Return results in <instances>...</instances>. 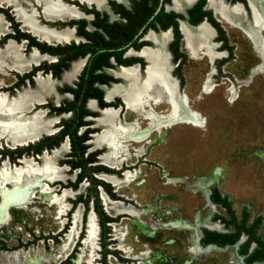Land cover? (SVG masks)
Returning <instances> with one entry per match:
<instances>
[{
    "label": "flooded vegetation",
    "instance_id": "flooded-vegetation-1",
    "mask_svg": "<svg viewBox=\"0 0 264 264\" xmlns=\"http://www.w3.org/2000/svg\"><path fill=\"white\" fill-rule=\"evenodd\" d=\"M24 1L22 5L26 6L27 2ZM57 1L62 7L70 8L73 11L72 15L60 14L52 19L44 16L41 5L37 2H32V7L34 5L39 6L35 12V21L41 29L54 35L65 30L70 34V37L63 39V41L39 38L17 19L12 5L0 4V21L2 22L0 26V95L4 96L7 101L14 100L24 91L34 92L37 89L38 79H46L50 82L51 91L32 100L21 117L32 118L33 114H39L40 118L55 119L51 123V127L44 124L47 129L37 132V136L32 140L23 142V144L17 143L12 148L8 145L5 148L0 147V166L7 162L9 168H16L17 170L24 165L26 159L31 166L38 168L42 164L44 155L50 156L54 150L66 143L67 149L60 153L53 162L57 169H61L65 176L64 179L56 178L52 180L53 182L50 180L43 181L57 195L65 191L70 192L64 198L65 209L61 214L64 216L65 222L60 232L64 233L70 227V230H74L73 236L77 235L71 252L80 246L81 248H88L84 243L87 220L92 213L97 226L94 249L100 255L99 263L110 264L107 259L110 255L120 263L129 262L130 259L123 257L116 247H110L115 242L114 239H111V234L114 235V225L124 217H130L133 224L139 227L143 226L142 221L138 216L131 213L108 211L103 197L105 196L110 202L119 203L123 207H131L143 214L151 211L161 212L154 202H150L151 204L140 203L133 199V195L136 196V194L132 192L129 195L117 193L119 188L115 187L105 176H114L121 180L124 178L125 172L130 171L133 172L134 176L122 186L130 183L138 186L144 185L146 180L140 177L142 172L138 168L141 165L158 169L162 167L156 159L150 157L152 154L150 149L155 143L162 142L161 138L166 134L164 128L172 124L162 125L159 128L152 125L142 140H124V155H119V158L116 159L118 160L117 163L114 160L109 163L104 160L105 155L109 152L107 146H95L98 145L95 143V138L102 130V124H98L102 111L108 109L114 112V117L118 123L135 122L141 131L148 128L150 117L160 119L156 117L165 115L168 111L164 112V110H155L154 108L156 104L159 105L163 101L167 102L164 96L157 97L147 94L142 96L138 106L128 107L121 96L107 97L106 91L114 86H121L123 80L125 81L121 73L125 69H133L138 77L139 75L145 76L148 61L142 52L155 49L153 36L165 35L162 48L170 67V76H168L174 81L178 94L183 93L182 67L187 59V54H190L185 45L182 29L187 27L194 30L200 26L207 27L208 31L211 32L212 30L213 32L210 39L213 48L221 53L226 51L227 56H232L236 47H233V44L229 42V38L243 36L250 40L253 48L254 45L250 35L232 19H225L218 11V7L236 8L247 23L253 22V11L249 0H101L99 6L92 0ZM258 11L262 21L260 26L257 25L258 27L255 28L264 38V9L259 8ZM7 14L11 15L13 19H10ZM214 21L222 28L221 31ZM225 23L233 29L230 34L224 26ZM8 44L16 45L23 58H27L33 53L35 59L24 64L22 70L15 68L13 55L5 53ZM181 53L186 55L184 62ZM199 54L203 53L200 52ZM73 63H77L78 67L71 73ZM143 120L145 123L141 125ZM124 137L126 136L124 135ZM132 142L139 144L133 145ZM117 149L118 147H116V152ZM119 149L121 150V148ZM6 150L13 151V158L2 154ZM167 174V172L159 170L158 177L164 178ZM216 175L217 172L215 171L214 176ZM45 178L43 177L42 180ZM166 179V181H179L176 178L173 180L172 178ZM220 179H215L208 184L207 199L213 206L221 207L223 212H213L214 209L210 207V212L207 215L210 222L218 223L221 229L198 225L200 234L197 244L195 233L191 235L192 239L190 237L188 240L189 245L187 246L190 255L192 257L204 256L212 250L226 251L232 247L234 249L233 263L234 260L238 259H240L241 264L264 263V258L262 260L254 258L251 262L247 260L256 251L258 245L255 241L248 244L245 253L241 252L248 239V234L245 232H241L233 242L225 241L223 244L211 238L212 233L209 234V232L234 234L237 228L236 223L243 220L244 214V207L240 210V214H237L233 209L236 219L231 221L228 209L212 200L213 188L219 191ZM41 181V185H35L31 189L42 186ZM193 187L196 189L195 185ZM219 193L222 196H227L220 191ZM39 202L48 205L54 204L40 196L37 190H34L33 195L25 203L9 207L8 217L0 222V228L10 220L11 208L36 212L47 208V206L36 207L35 204ZM176 209L179 208L173 207L172 211H176ZM75 212L78 214L76 220L74 219ZM197 215L200 216L199 213H196ZM196 216L194 223H186L192 225L191 227L184 225V223L183 226L182 224L179 225L180 221L173 220L160 225L191 229L196 225ZM199 218L201 219V217ZM258 218L262 222L261 216L251 220L248 216V224ZM138 221L141 223L140 225ZM174 222L177 224H170ZM260 226L261 223L257 227V235H259ZM114 238L117 239V236L114 235ZM194 241L197 248L207 249L206 252L203 251L198 255L192 254L189 247H192ZM106 249L109 252L105 253ZM25 254L28 256L39 255V258L37 261L26 262ZM256 256L257 254H255ZM11 257L18 261L11 262ZM181 257H183L182 254H179L178 259ZM42 260V255L35 248L0 250V264H42ZM166 262H168L167 258L164 260V263Z\"/></svg>",
    "mask_w": 264,
    "mask_h": 264
},
{
    "label": "rangeland",
    "instance_id": "rangeland-1",
    "mask_svg": "<svg viewBox=\"0 0 264 264\" xmlns=\"http://www.w3.org/2000/svg\"><path fill=\"white\" fill-rule=\"evenodd\" d=\"M19 2L21 5L24 4L23 0H19ZM0 4L8 5L5 2H0ZM26 6L23 7L29 8L28 3ZM33 7L37 12L39 6L34 5ZM224 26L229 34L233 31L228 24L225 23ZM209 33L211 34H209L206 43L199 41L198 47L195 49L186 47L190 55L187 54V59L182 67L184 79L182 92L184 94L177 93L174 81L168 76L170 67L167 69V76L175 88V99L182 98L184 107H187L185 108L189 110L190 114L195 113L198 120L182 119L175 123L179 119L177 118L178 111L175 112L177 102L169 99L165 94H158L157 97L164 96L169 104L163 101L159 105H154L155 110H164L168 113L156 117L160 119L148 117L149 126L146 131L156 121H161L158 125H153L157 128L175 123L164 128L166 134L161 138L162 142L155 143L150 149L152 152L150 157L156 159L162 167L158 169L141 165L138 168L142 172L140 177L146 180L141 186L132 183L122 186L134 176L130 171H126L121 180L114 176H105L115 187L119 188L117 193L129 195L132 192L136 194V196L133 195V199L140 203L151 204L150 202H154L161 212L151 211L143 214L131 207H123L119 203L110 202L105 196L103 197L108 211L131 213L138 216L143 225L142 227L136 226L130 217H124L114 225V235L117 236V239L111 234V239H114L115 242L110 247H116L122 256L129 258L130 261L120 263L110 255L107 258L110 264H241L240 259L232 262L234 259L232 247L226 251L212 250L204 256L192 257L188 251V240L190 237L192 239L191 235L194 233L197 244L200 234L198 225L221 229L218 223L210 222L207 214L210 212V207L214 209L213 212H223V210L219 206H213L207 199L208 194L204 191L205 189L209 192L208 184L219 178L221 179L218 189L228 196L237 214H240L243 207H247L250 220L257 216L262 217L258 233L264 238V59L257 54L256 49L254 50L255 47H252L250 40L243 36L229 38V42L236 48L232 56H227L226 51L221 53L213 48L210 43L213 35L212 30ZM183 49L186 51L185 48ZM200 52L203 54L198 55ZM147 71L145 76L139 75V77L147 78ZM124 84L123 80L121 85ZM147 90L144 95L154 96L155 92L151 86H148ZM32 119H37L49 127L55 121L52 118H40L39 114H33ZM201 122L202 124H200ZM116 123H118L117 119ZM144 123L145 120L141 125ZM118 124L120 126L133 124L136 125L137 131H141L135 122ZM101 127L102 130L97 135H102L104 132L103 125ZM124 129L112 136L113 143L118 147L113 156L115 163L118 162L116 159L120 154L124 155V140L139 141L146 136L145 134L137 139L124 137L130 128ZM132 143L133 145L139 144ZM65 144L54 150L50 156L42 157L39 170L44 167L51 173L42 180V187L31 189L29 196L30 198L34 190H37L40 196L54 204L36 203V207L39 208L47 206L46 209L38 212L11 208L10 220L0 228V250L35 248L43 257L42 264H100V255L94 249L97 235L94 215L91 213L87 220V240L85 239L84 245L88 248L80 246L71 252L77 235L73 236L74 230H70V227L64 233L60 232L65 222V218L61 214L65 209L64 198L70 192L65 191L57 195L52 191L53 189L43 183L45 180L64 179L65 176L61 169H57L53 162L60 153L67 149ZM6 145H10V142L0 133V147L5 148ZM102 145H106L108 151V145L104 141L95 146ZM55 151H58L57 154H53ZM23 166L20 168L30 166L35 169L26 159ZM0 169L16 171V168H9L7 162H4ZM159 170L168 174L164 178H160L158 177ZM215 171L217 172L216 176H214ZM166 178H172V180L176 178L179 181H166ZM3 186L10 189L11 183L5 181ZM9 207L11 205L7 209ZM173 207L179 209L172 211ZM7 209L6 215H8ZM196 213H199L200 216H196ZM195 216L197 226L191 228L192 230L160 225L173 220L180 221L179 225L183 226V223L184 225L194 223ZM77 217L78 214L75 212L74 219L76 220ZM138 224L141 223L138 221ZM189 224L186 225L191 227L192 225ZM88 228L91 232L90 236L88 234L89 237L87 236ZM189 250L192 254L198 255L203 251L206 252L207 249L198 247L197 252H193L189 247ZM179 254L183 256L180 259H178ZM29 258L31 262L37 261L39 255H29ZM166 258L168 262L164 263Z\"/></svg>",
    "mask_w": 264,
    "mask_h": 264
},
{
    "label": "bare ground",
    "instance_id": "bare-ground-1",
    "mask_svg": "<svg viewBox=\"0 0 264 264\" xmlns=\"http://www.w3.org/2000/svg\"><path fill=\"white\" fill-rule=\"evenodd\" d=\"M25 1L29 4V8L23 7L20 2H18V0H0V2H5L12 5V8H14V14L17 19L20 20L24 27H27L33 34L39 36V38L41 37L50 41H63V39H67L70 37V34L66 30L60 31L58 34L54 35L53 33L41 29L35 21V11L32 7V2H37L39 5H41L44 16L52 19L60 14H66L67 16L72 15L73 11L70 8L62 7V5H60L57 0ZM92 1H94L98 6L101 4V0ZM249 4L252 8L254 16V20L252 23H247L236 8L229 9L223 6H219L218 11L225 19H232L233 22L239 24L243 28V30H245L250 35L251 41L258 54H260V56H262V58L264 59V38H262L258 30L255 28L262 21L258 10L259 8H261L262 10L264 9V1L249 0ZM1 23L2 22L0 21V26ZM206 28L204 26H200L194 30H190L187 27L183 28L182 30L185 36L186 47L195 49L196 47H198L197 43L199 41L206 43V40L209 37V31ZM152 40L155 43V49L153 51L142 52V55L148 61V77L140 78L133 69H125L121 73V75L125 79V84L116 86L115 88L113 87L109 90L107 89V97H109L111 94L119 95L123 98L127 106L134 107L140 103L142 96H144L145 91L147 90V87L151 86L155 92L154 96H158V94H165L169 99L177 102V109L175 108V112L178 111L177 118L197 121L198 116L195 115V113L190 114L189 110L186 109L187 107H184L183 99L180 97V99H175L174 97L175 88L172 81L167 76V69L169 68V64L167 61V56L162 48L163 42L165 41V35L153 36ZM5 53L13 55L14 66L19 70H22L24 68V64H28V62L35 59L33 53H31L27 58H23L20 55L19 48L14 44H8L6 46ZM77 67L78 64L73 63L71 67V73L75 69H77ZM50 91V82L46 79L40 78L37 81V89L34 92L24 91L20 93L14 100L10 101H7L4 96L0 95V133L4 135L5 139L10 142V145H8V147L12 148L17 143L23 144V139L28 137L29 134H35L47 129V127L37 119H32L31 117L24 116L21 117V115L24 109L30 105L32 100L38 99L43 94ZM159 122L161 121H156L153 125H158ZM99 123L104 126V132L102 133V135H97V137L95 138V143L100 144L103 141L106 142L109 152L105 155L104 160L109 163L113 162V156L116 153L117 147L112 141V136L119 132H122L126 127L130 128V131L126 132V134L124 135L132 139L140 138L148 132V130L137 131L135 129L136 125L134 126L133 124L130 126L118 125L114 117V112L108 109L102 111V116L99 118ZM55 152L53 154H57L58 151ZM50 173L51 172L49 171V169L44 167L40 170L39 168L33 169L30 166L21 168L20 170L17 169L16 171H7L5 169H0V222L6 219V217L8 216L6 215V209L8 206H16L18 204L20 205L25 203L31 195V187L35 185H41L40 181L42 180V178L48 177ZM5 181L12 183L10 189H6L3 186V183ZM204 191L207 194V190L204 189ZM90 233L91 232L89 229L87 236L88 234L90 236ZM191 250L193 252H197L195 241L193 242ZM25 260L26 262L30 261L29 256L26 254ZM10 261L16 262L18 260L11 257Z\"/></svg>",
    "mask_w": 264,
    "mask_h": 264
},
{
    "label": "trees",
    "instance_id": "trees-1",
    "mask_svg": "<svg viewBox=\"0 0 264 264\" xmlns=\"http://www.w3.org/2000/svg\"><path fill=\"white\" fill-rule=\"evenodd\" d=\"M7 15L10 19H13V17L11 15H9V14H7ZM215 24L218 27V29L221 31L222 28L219 26V24L217 22H215ZM225 41H226V39H225ZM180 55L182 56V60L184 62V60L186 59V55L184 53H181ZM220 62H222V61H220ZM2 154L3 155H9L11 158H13V151L6 150V151H3ZM211 196H212V200L214 202L220 203L222 206H224L228 209L229 214L231 215L230 220L234 221L236 219V215H235L234 210L232 208V205H231L232 203L228 199V197L222 196L216 188H213ZM248 216L249 215H248L247 209H246V207H244L243 220L240 221L239 223H236L237 228H236V232L234 234H224V233H218V232H209V234L212 233L211 238L213 240L221 242L220 244H223L225 241L233 242L234 240H236L238 238V236L241 232H245L246 234H248V239H247V242L242 247L241 252L245 253L248 249V244L252 241H255L258 245L256 248V251L253 252L247 260L250 262L254 258L258 259V260H262L264 258V239H262L256 233L257 227L261 223V219L260 218L255 219L252 223L248 224ZM230 220H229V222H230ZM231 235H233V236H231ZM228 237H230V238H228ZM107 252H109L108 249L105 250V253H107ZM255 254H257L256 257H255Z\"/></svg>",
    "mask_w": 264,
    "mask_h": 264
},
{
    "label": "water",
    "instance_id": "water-1",
    "mask_svg": "<svg viewBox=\"0 0 264 264\" xmlns=\"http://www.w3.org/2000/svg\"><path fill=\"white\" fill-rule=\"evenodd\" d=\"M262 59H263V58H262ZM176 90L178 91L177 88H176ZM177 93H178V92H177ZM180 94L182 95L183 93L180 92ZM181 120H182V119L179 118V119L176 120L175 123H178V122L181 121ZM171 124H173V123H171ZM201 124H202V123H201ZM35 136H37V133H35V134H29V136L26 137V138H24L23 141L26 142V140H30V139L32 140Z\"/></svg>",
    "mask_w": 264,
    "mask_h": 264
}]
</instances>
